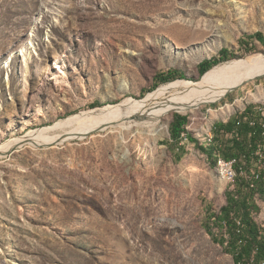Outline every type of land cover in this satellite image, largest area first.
<instances>
[{"label":"rangeland","instance_id":"rangeland-1","mask_svg":"<svg viewBox=\"0 0 264 264\" xmlns=\"http://www.w3.org/2000/svg\"><path fill=\"white\" fill-rule=\"evenodd\" d=\"M258 33L264 0H0V147L144 99L160 76L198 82L222 50L264 56ZM247 108L263 121L264 77L175 113L163 136L117 129L45 144L63 135L50 130L40 145L13 146L0 159V264H234L208 218L237 184L219 176L222 156L214 167L198 145H214V126ZM176 114L196 141L183 135L181 161L170 145ZM256 168L253 217L264 228Z\"/></svg>","mask_w":264,"mask_h":264},{"label":"bare ground","instance_id":"bare-ground-1","mask_svg":"<svg viewBox=\"0 0 264 264\" xmlns=\"http://www.w3.org/2000/svg\"><path fill=\"white\" fill-rule=\"evenodd\" d=\"M223 37L227 42L230 40L229 36L223 35ZM262 77H264V56L229 61L212 68L198 82L176 80L160 86L144 99H128L117 106H108L94 114L83 113L80 116L70 117L54 128L35 131L25 138L0 147V159L4 158L15 145L29 144L34 147L40 145L38 139L50 130H60L63 135L52 138L45 144L83 140L98 131L117 129L125 133L150 132L151 129H155L157 134L163 136L168 131L170 117L175 113L194 114L203 106L219 103L228 93L241 87L245 82H255ZM163 122L166 124L163 125ZM224 162L225 158L218 159L219 176L228 184H237L239 178L237 165ZM241 175L244 176L242 170ZM255 186L254 181L252 188Z\"/></svg>","mask_w":264,"mask_h":264},{"label":"trees","instance_id":"trees-1","mask_svg":"<svg viewBox=\"0 0 264 264\" xmlns=\"http://www.w3.org/2000/svg\"><path fill=\"white\" fill-rule=\"evenodd\" d=\"M253 39L264 46L262 33L256 34ZM232 59H236V56L232 55L229 50H222L219 59L205 61L198 71L202 77L215 66ZM158 80L162 84H168L175 78L172 75L160 76ZM245 117H248L249 121L238 125V122ZM188 123V117L176 114L170 127L172 150L181 152L177 158L178 161H181L186 154L182 145L183 135L186 134L191 142L196 143L187 130ZM213 134L214 145L205 147L199 144V149L206 154L210 164L214 167L217 165L219 155L228 161L237 160L239 178L235 190L227 193V203L220 213L211 212L209 215L208 221H215L214 225L219 234L216 235L213 229L208 230V233L224 248L226 254L232 256L234 264H264V228L253 217L255 212L260 211L254 202L253 195L257 185L251 188L250 181L245 178V173L243 172L244 176L241 175V168H244L248 176L252 177V184L254 181L256 184L260 183L259 180L263 179L261 174H257L260 178L255 180V175L251 176V173L254 167H257V171H264V167L261 168L258 165L259 157L257 156V151L261 149L263 157L260 156V161L264 158V119L259 122L254 118L253 109L247 108L246 114L236 120L216 124ZM222 136L231 137V140L220 147L218 144ZM262 161L264 163V159Z\"/></svg>","mask_w":264,"mask_h":264},{"label":"built area","instance_id":"built-area-1","mask_svg":"<svg viewBox=\"0 0 264 264\" xmlns=\"http://www.w3.org/2000/svg\"><path fill=\"white\" fill-rule=\"evenodd\" d=\"M246 114V112L245 113H243V114H240L241 116H243V115H245ZM249 121V118L248 117H245V118H242L239 122H238V125H241V123L242 122H248ZM253 125V124H252ZM260 155H263L262 154V151H261V149H259L258 151H257V156L259 157V166L262 168L263 166H264V163L263 162H260ZM224 163H235V165H238V161L237 160H232V161H228V160H226L225 159V162ZM241 170L245 173V178L246 179H248L249 181H250V187L252 188V177L250 178L249 176H248V174H247V172L244 170V168H241Z\"/></svg>","mask_w":264,"mask_h":264},{"label":"water","instance_id":"water-1","mask_svg":"<svg viewBox=\"0 0 264 264\" xmlns=\"http://www.w3.org/2000/svg\"><path fill=\"white\" fill-rule=\"evenodd\" d=\"M248 83H250V82H245L241 87H244V86L247 85ZM239 88H240V87H239ZM239 88L233 89L230 93L236 91V90L239 89ZM230 93H228V94H230ZM228 94H227L226 96H228ZM88 136H90V135H88ZM18 147H21V145L18 146ZM18 147H17V148H18Z\"/></svg>","mask_w":264,"mask_h":264}]
</instances>
